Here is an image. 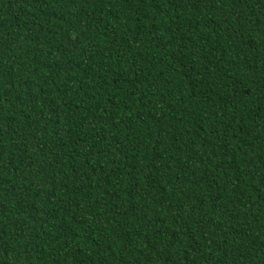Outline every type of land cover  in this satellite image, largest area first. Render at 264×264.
<instances>
[{
	"label": "trees",
	"instance_id": "obj_1",
	"mask_svg": "<svg viewBox=\"0 0 264 264\" xmlns=\"http://www.w3.org/2000/svg\"><path fill=\"white\" fill-rule=\"evenodd\" d=\"M0 264H264V0H0Z\"/></svg>",
	"mask_w": 264,
	"mask_h": 264
}]
</instances>
